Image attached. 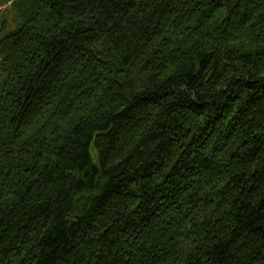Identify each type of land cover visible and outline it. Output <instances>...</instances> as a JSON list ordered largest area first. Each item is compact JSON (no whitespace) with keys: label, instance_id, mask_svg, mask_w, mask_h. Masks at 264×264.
Listing matches in <instances>:
<instances>
[{"label":"trees","instance_id":"trees-1","mask_svg":"<svg viewBox=\"0 0 264 264\" xmlns=\"http://www.w3.org/2000/svg\"><path fill=\"white\" fill-rule=\"evenodd\" d=\"M8 11L0 264H264V0Z\"/></svg>","mask_w":264,"mask_h":264},{"label":"rangeland","instance_id":"rangeland-1","mask_svg":"<svg viewBox=\"0 0 264 264\" xmlns=\"http://www.w3.org/2000/svg\"><path fill=\"white\" fill-rule=\"evenodd\" d=\"M12 0H0V21L2 18L9 13V8Z\"/></svg>","mask_w":264,"mask_h":264}]
</instances>
